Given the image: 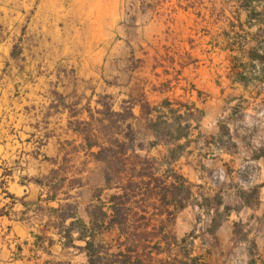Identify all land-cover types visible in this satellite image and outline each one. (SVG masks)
I'll use <instances>...</instances> for the list:
<instances>
[{
  "label": "crops",
  "instance_id": "0c3cea01",
  "mask_svg": "<svg viewBox=\"0 0 264 264\" xmlns=\"http://www.w3.org/2000/svg\"><path fill=\"white\" fill-rule=\"evenodd\" d=\"M236 116L264 124V0H0V264H88L90 235L123 251L111 198L125 192L121 173L143 166L128 159L223 163ZM168 125L174 136H160ZM258 182L254 208L189 224L185 234L218 242L201 240L192 260L248 264L230 220L258 217L243 231L264 264Z\"/></svg>",
  "mask_w": 264,
  "mask_h": 264
},
{
  "label": "rangeland",
  "instance_id": "374dc122",
  "mask_svg": "<svg viewBox=\"0 0 264 264\" xmlns=\"http://www.w3.org/2000/svg\"><path fill=\"white\" fill-rule=\"evenodd\" d=\"M131 18H134V13ZM99 102L105 103L100 99ZM234 120L237 125L234 124L235 121L230 122L231 128L236 127L234 141L223 139V145L233 155L221 158L223 163L219 159L210 161V158L189 155L171 162L162 159L155 162L151 156L128 159L129 168H133L130 165L143 166L140 171L121 173L122 178L128 179L122 207L124 226L121 230L123 246L133 251L130 255L139 264H199L200 261L192 258L195 257L194 254H199L201 240L212 250L218 242L215 237L206 239L194 232L185 234L189 230V224L198 229L206 228L207 215L219 223L244 207L254 208L257 205L258 181H264V171L261 170L264 166V124L253 123L242 116H236ZM173 128V125L160 126V136L164 137L168 133L174 136L171 131ZM226 129L229 130L226 124H221L223 136L227 134ZM138 133L143 136L147 133L146 128L140 126ZM140 135L135 144L144 147L146 143L139 141ZM258 158L261 160L257 162ZM257 163H260L259 166ZM238 164H241L240 169L237 168ZM192 167L197 172H193ZM111 174L115 183L120 173ZM196 174L199 182L193 180ZM189 179L194 182L191 184ZM188 203L193 208L189 212L191 219L182 210ZM196 204L203 213L202 217L200 210H196ZM95 214L100 217L98 210H95ZM244 214H247V208ZM250 220L253 222L234 218L230 221L236 239L249 243L248 264H254L256 252L254 247H250L247 232L243 230L261 227L262 220L258 217ZM212 228L213 225L210 230ZM117 235L118 230L111 229L102 238L110 242ZM228 254L234 257L236 254L240 255V252L233 249ZM236 262L235 260L234 264H238Z\"/></svg>",
  "mask_w": 264,
  "mask_h": 264
},
{
  "label": "trees",
  "instance_id": "16d2710c",
  "mask_svg": "<svg viewBox=\"0 0 264 264\" xmlns=\"http://www.w3.org/2000/svg\"><path fill=\"white\" fill-rule=\"evenodd\" d=\"M126 193L121 195H115L111 199L115 202V216L113 221L118 225L124 224L122 216V207L124 205V198ZM85 251L88 257V264H139L137 259L131 257L133 252L129 247H124V250H118L116 253L108 254V248L105 249L99 244H95L94 235L89 236V240L86 242Z\"/></svg>",
  "mask_w": 264,
  "mask_h": 264
}]
</instances>
